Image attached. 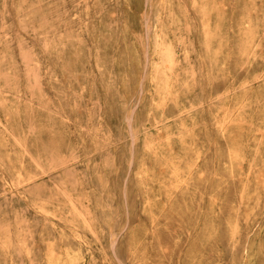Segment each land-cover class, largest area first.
Instances as JSON below:
<instances>
[{"label": "rangeland", "instance_id": "1", "mask_svg": "<svg viewBox=\"0 0 264 264\" xmlns=\"http://www.w3.org/2000/svg\"><path fill=\"white\" fill-rule=\"evenodd\" d=\"M0 264H264V0H0Z\"/></svg>", "mask_w": 264, "mask_h": 264}]
</instances>
